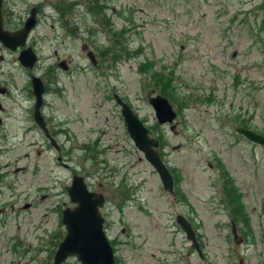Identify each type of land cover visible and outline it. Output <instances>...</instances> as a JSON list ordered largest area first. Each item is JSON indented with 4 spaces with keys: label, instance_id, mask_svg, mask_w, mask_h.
<instances>
[{
    "label": "rangeland",
    "instance_id": "obj_1",
    "mask_svg": "<svg viewBox=\"0 0 264 264\" xmlns=\"http://www.w3.org/2000/svg\"><path fill=\"white\" fill-rule=\"evenodd\" d=\"M61 1L5 0L2 8L10 31L36 8L26 45L37 63L27 71L0 49V86L7 89L0 95V264L49 263L50 238L63 231L58 209L68 205L63 190L72 174L103 195L105 234L122 264H262L264 148L236 135L231 118L247 120L264 136V12L256 9L264 0H102L110 25L129 30L128 50L139 49L107 69L92 67L85 56L108 41L85 14L87 0ZM62 8L70 9L66 21ZM56 58L68 63L67 71L55 66ZM145 61L174 74L171 131L154 127L147 101L158 92L145 86L147 74L139 71ZM29 75L43 82L41 113L63 148L64 167L32 121ZM112 94L161 136L162 160L174 169V195L181 199L162 191L133 147ZM92 143L98 151L78 148ZM221 170L241 195L247 242L238 233L232 240L220 205L210 204L220 202L214 187ZM176 213L192 216L203 260L175 226ZM64 264L78 263L69 258Z\"/></svg>",
    "mask_w": 264,
    "mask_h": 264
},
{
    "label": "water",
    "instance_id": "obj_2",
    "mask_svg": "<svg viewBox=\"0 0 264 264\" xmlns=\"http://www.w3.org/2000/svg\"><path fill=\"white\" fill-rule=\"evenodd\" d=\"M35 13V9H30L28 17L24 20L22 27L14 31H9L2 27L0 10V45L9 51H15L16 48L23 46L27 33L34 26ZM86 57L92 65L95 64L91 52H87ZM1 58L0 56V59ZM17 61L21 67L31 69L36 62V57L32 53L31 48L27 47L18 53ZM59 66L62 70L66 69L63 62L60 63ZM31 89L34 97V123L44 132L50 145L55 150H58L54 140L47 134L44 128V122L39 114L43 86L38 78H31ZM3 92L4 89L0 88V94ZM113 98L119 106V112L126 133L133 146L153 168L162 189L172 193V179L156 152L157 142L153 138L148 137L147 129L142 125L131 109L116 95H113ZM148 104L153 111L154 118L158 125L169 124L175 118V113L167 100L163 97H151L148 99ZM171 129L172 127H170V130ZM235 132L251 143L264 147V136L242 128H236ZM66 195L68 201L75 206L71 209L64 208L61 210L60 222L64 226L65 233L62 240L57 244L50 264H62L68 257H75V260L79 264H113L111 249L102 232L101 224L103 219L98 213V208L101 207L103 201L102 196L89 192L85 187L83 179L79 176H73L71 178L70 185L66 187ZM174 220L185 235L186 240L191 242L193 248L199 254L194 234L188 222L179 215L175 216Z\"/></svg>",
    "mask_w": 264,
    "mask_h": 264
},
{
    "label": "trees",
    "instance_id": "obj_3",
    "mask_svg": "<svg viewBox=\"0 0 264 264\" xmlns=\"http://www.w3.org/2000/svg\"><path fill=\"white\" fill-rule=\"evenodd\" d=\"M63 4H66V0L61 1ZM85 5V14H89L91 19L97 26L100 28V31L103 33L106 32L107 35V45L105 47H101L99 49L94 48V52L96 53L97 56V61L100 69L102 67L108 68V67H114L116 64L121 59H129L133 55L137 54L136 50H128L127 47V40L124 39V34L128 32L129 30L127 28L125 29H120V30H115L113 26L110 25V22L108 19L105 17V11L102 6V0H87ZM70 8L72 5H67ZM61 14L59 13V17L62 18L65 16L64 20L66 21L69 17V11L68 9L62 8L61 9ZM62 15V17H61ZM89 31H91L90 28H88ZM91 36H92V31H91ZM153 69V64L151 62L145 61L139 64V71L143 74H147V84L145 86H151L153 89H155L159 95L165 97L170 103L172 101H176L174 98V93L173 90L171 89L170 85L171 82L174 80L173 78V72L166 71L164 68L162 70H152ZM166 72V73H165ZM146 82V81H145ZM237 122L236 126L237 127H242L249 129V125L247 124V120L241 119L237 121L235 118H231V121ZM154 127H157L154 125ZM160 136L157 137L158 140H160ZM226 195V194H225ZM229 200H228V199ZM236 200H239L238 197H235ZM128 200V199H127ZM226 201L230 204L233 203V199L230 196H226ZM240 205V203H239ZM237 209V214L236 217L239 218V216L242 218V207L241 206H236ZM62 239V234L59 232L58 234H55L54 236H51L50 238V252L48 255V259L52 257L53 251L58 244V242Z\"/></svg>",
    "mask_w": 264,
    "mask_h": 264
},
{
    "label": "flooded vegetation",
    "instance_id": "obj_4",
    "mask_svg": "<svg viewBox=\"0 0 264 264\" xmlns=\"http://www.w3.org/2000/svg\"><path fill=\"white\" fill-rule=\"evenodd\" d=\"M57 59V58H56ZM60 61V60H59ZM56 63H58V62H56ZM66 69H67V67H66ZM31 75H29V77H30ZM0 111H2V107H1V105H0ZM49 132V131H48ZM49 134L52 136V137H55V132H53V130H52V132H49ZM60 164H63V163H60ZM16 172V171H15ZM0 178H1V176H0ZM5 186H8V185H5ZM4 186H1V182H0V191H1V189L3 188ZM218 188H219V190L221 191V188H220V186H217ZM216 186L214 187V188H217ZM1 193V192H0ZM13 197H14V195H13ZM218 198V197H217ZM14 200V199H13ZM219 203L217 202V203H215V204H212V203H210L211 204V206L213 207V206H216V205H220V214L222 215V216H225L226 215V217H229V214L231 213L232 215H233V218H235L234 220L233 219H231L230 220V218H229V221H230V224L231 225H233V227H234V229H235V232H237V229H239L240 228V225H234L233 224V222H232V220L233 221H239V219L236 217V214H237V209L235 208L236 207V205L235 204H230V203H227V205H228V207H226V203H224V202H221V199L219 198ZM214 208V207H213ZM10 211H13V208H12V206H10ZM101 213L104 215V212L103 211H101ZM243 219V218H242ZM246 220H244V222H245ZM244 222H243V227H244V229H245V226H244Z\"/></svg>",
    "mask_w": 264,
    "mask_h": 264
}]
</instances>
